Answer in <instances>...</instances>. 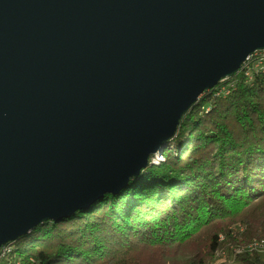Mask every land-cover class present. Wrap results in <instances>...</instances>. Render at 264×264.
<instances>
[{"label":"water","instance_id":"1","mask_svg":"<svg viewBox=\"0 0 264 264\" xmlns=\"http://www.w3.org/2000/svg\"><path fill=\"white\" fill-rule=\"evenodd\" d=\"M264 49V0H0V247L137 177Z\"/></svg>","mask_w":264,"mask_h":264},{"label":"trees","instance_id":"2","mask_svg":"<svg viewBox=\"0 0 264 264\" xmlns=\"http://www.w3.org/2000/svg\"><path fill=\"white\" fill-rule=\"evenodd\" d=\"M249 73L203 92L125 188L8 244L37 264H205L264 241V68ZM250 250L233 260L264 264Z\"/></svg>","mask_w":264,"mask_h":264},{"label":"bare ground","instance_id":"3","mask_svg":"<svg viewBox=\"0 0 264 264\" xmlns=\"http://www.w3.org/2000/svg\"><path fill=\"white\" fill-rule=\"evenodd\" d=\"M260 56H263V59H264V49L260 50ZM251 60L252 59L249 60V64L251 63ZM256 66H257V62L253 63V67H256ZM249 75L250 73H248V76ZM227 92H228L227 89L223 87L217 91V93H227ZM256 244H257V250H260V253L264 254V241L263 240H253L252 242L249 243V245L247 246V249L256 248ZM239 252H240V249H239ZM7 262H11V264H37L36 260L32 256L26 255V254H20L14 251V246L8 243L0 247V264H7Z\"/></svg>","mask_w":264,"mask_h":264},{"label":"rangeland","instance_id":"4","mask_svg":"<svg viewBox=\"0 0 264 264\" xmlns=\"http://www.w3.org/2000/svg\"><path fill=\"white\" fill-rule=\"evenodd\" d=\"M160 160H162V156H161V154H158V155H156L154 158H153V161L152 162H158V161H160ZM222 238V236H220V239ZM246 246H247V244L245 245V246H243V247H231V251H232V253L233 254H231V255H227V253H226V251H217L216 253H215V257H214V259L212 260V261H210V262H207V263H205V264H237L234 260H233V255L234 254H238L239 253V249H241V251L240 252H242V251H244V250H247L246 249ZM237 250V251H236ZM254 252V251H253ZM257 253V252H256Z\"/></svg>","mask_w":264,"mask_h":264},{"label":"built area","instance_id":"5","mask_svg":"<svg viewBox=\"0 0 264 264\" xmlns=\"http://www.w3.org/2000/svg\"><path fill=\"white\" fill-rule=\"evenodd\" d=\"M250 59H257V66L256 67H249V60ZM264 68V63H263V56H260V50L255 51L251 56H248L246 61L242 64V68L241 71H245L246 72V76H248V73L251 72L252 69L258 70V69H263ZM225 91V90H223ZM250 251H254L260 254V250H257V244H256V248L250 250ZM264 257V255H263ZM7 264H11V262H7Z\"/></svg>","mask_w":264,"mask_h":264}]
</instances>
